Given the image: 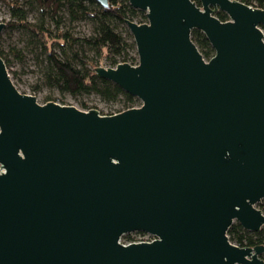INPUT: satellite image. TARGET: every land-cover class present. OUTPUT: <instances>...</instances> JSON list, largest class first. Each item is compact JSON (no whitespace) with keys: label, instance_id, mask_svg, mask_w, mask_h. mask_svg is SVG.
Segmentation results:
<instances>
[{"label":"water","instance_id":"95a60500","mask_svg":"<svg viewBox=\"0 0 264 264\" xmlns=\"http://www.w3.org/2000/svg\"><path fill=\"white\" fill-rule=\"evenodd\" d=\"M198 1L128 0L137 63L94 68L141 102L117 113L39 103L0 57V264H264L227 235L264 227V6Z\"/></svg>","mask_w":264,"mask_h":264},{"label":"trees","instance_id":"16d2710c","mask_svg":"<svg viewBox=\"0 0 264 264\" xmlns=\"http://www.w3.org/2000/svg\"><path fill=\"white\" fill-rule=\"evenodd\" d=\"M194 1L199 4L198 0ZM239 1L254 7L264 6V0ZM29 2L38 8L37 20L34 22L28 20L25 8L27 0L26 2L11 0L7 2L11 20L7 22L6 27L22 28L28 32L31 43L40 49L44 57L42 72L49 86L73 96L93 93L106 101H113L121 95L127 104L126 108L136 105L134 102L138 99L135 96L123 91L114 82L96 76L94 68L99 65L89 59L84 51L74 49V45L79 42L82 43L80 45H87L95 55L108 59L110 66L117 64L119 57L125 62L126 48L134 46L133 42L129 45L124 36L125 34L129 37L124 27L125 20L144 22L146 21L144 11L133 8L128 0H109L107 7L101 6L96 0H29ZM65 15L70 19L87 17L93 22V33L79 39L68 30L60 29L61 18ZM215 15L222 21L228 19L226 13L220 10L216 11ZM261 27L264 31V24ZM190 35L203 57L209 59L213 55V48L203 32L192 29ZM0 57L7 67L8 62L1 49ZM257 207H264V198L258 202ZM227 235L231 242L239 246L264 245V227L258 231H250L235 221L229 226ZM123 236L126 239L132 238L130 234ZM261 257L264 260V252Z\"/></svg>","mask_w":264,"mask_h":264},{"label":"rangeland","instance_id":"374dc122","mask_svg":"<svg viewBox=\"0 0 264 264\" xmlns=\"http://www.w3.org/2000/svg\"><path fill=\"white\" fill-rule=\"evenodd\" d=\"M8 1L11 0H0V22L5 23V27L0 32V49L2 50L8 62V74L13 84L20 92L34 95L37 102L39 103L52 100L59 104L72 105L82 110L95 108L100 114H113L126 109L127 104L121 95L113 101H106L93 93L90 95L73 96L66 92H60L53 86H49L46 83L44 74L42 72L44 57L42 53H40V49L36 48L31 43V37L29 36L28 32L22 28L6 27L7 22L11 20L10 10L7 5ZM18 1L26 2V0ZM27 2L28 3L25 5V8L27 9V18L29 21L34 22L38 18V8L32 2L30 3L29 0H27ZM59 14L61 15V13ZM52 23L54 24L53 21ZM59 27L60 29L68 30L70 34L78 37L79 39L82 37H88L93 33L94 30L93 22L84 16L70 19L65 15L61 18ZM124 27L127 29L129 37L124 33L123 34L126 36V41L130 45L132 42L134 43L133 36L129 32L126 24ZM80 44L82 43L79 42L75 44L74 49L84 51L85 55L89 59L93 60L96 65L104 67L110 66L108 59L95 55L94 51L91 50L87 45L85 46L84 44ZM125 52V62H133L136 64L137 52L135 43L133 47L128 46ZM118 62H123V58L119 57ZM134 104H136L135 106H139L141 102L138 99V101L134 102ZM255 206L257 207L258 203ZM261 209L264 210V207ZM129 234L131 237H136L139 233Z\"/></svg>","mask_w":264,"mask_h":264},{"label":"built area","instance_id":"2783aa9c","mask_svg":"<svg viewBox=\"0 0 264 264\" xmlns=\"http://www.w3.org/2000/svg\"><path fill=\"white\" fill-rule=\"evenodd\" d=\"M258 27L263 32V40H264V31H263L261 25H259ZM134 233H136V232H131V234H134ZM155 238L156 237L151 235V234L139 232L138 236H136V237H132L129 239H126V238L124 239V237H121L119 239V241L125 244V243H129V242H137V241H152Z\"/></svg>","mask_w":264,"mask_h":264}]
</instances>
